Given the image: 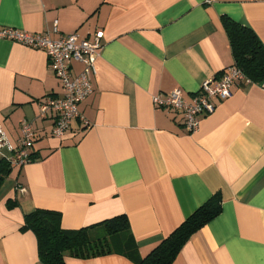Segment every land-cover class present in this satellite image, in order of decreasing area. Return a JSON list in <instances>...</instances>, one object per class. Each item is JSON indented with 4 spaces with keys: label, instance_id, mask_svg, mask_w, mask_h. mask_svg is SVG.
<instances>
[{
    "label": "crops",
    "instance_id": "1",
    "mask_svg": "<svg viewBox=\"0 0 264 264\" xmlns=\"http://www.w3.org/2000/svg\"><path fill=\"white\" fill-rule=\"evenodd\" d=\"M223 16L251 27L264 44V0H0V29L76 31L100 37L93 92L64 137L41 103L63 94L45 51L0 36V127L11 155L22 122L33 123L32 160L12 165L0 187V264H43L37 236L23 230L36 208L61 212L78 229L124 214L145 257L196 209L219 195L222 210L172 264H264V80L238 81L233 95L189 132L181 112L154 98L201 84L234 65ZM58 28L55 31V28ZM73 70L80 73L81 63ZM17 200L15 207L8 202ZM67 264H137L111 253Z\"/></svg>",
    "mask_w": 264,
    "mask_h": 264
},
{
    "label": "trees",
    "instance_id": "2",
    "mask_svg": "<svg viewBox=\"0 0 264 264\" xmlns=\"http://www.w3.org/2000/svg\"><path fill=\"white\" fill-rule=\"evenodd\" d=\"M223 24L230 38L234 65L243 70L253 82L264 80V44L256 32L229 16H223ZM12 163L5 157L0 159V187L8 178ZM219 195L194 211L183 223L162 239L145 257L134 255L129 220L121 214L99 223L78 229L61 226V212L36 208L24 217L23 230L31 229L38 240V253L43 264H67L66 257L87 259L111 253L131 256L137 264H172L190 237L222 210ZM15 207L17 200L8 202Z\"/></svg>",
    "mask_w": 264,
    "mask_h": 264
},
{
    "label": "built area",
    "instance_id": "3",
    "mask_svg": "<svg viewBox=\"0 0 264 264\" xmlns=\"http://www.w3.org/2000/svg\"><path fill=\"white\" fill-rule=\"evenodd\" d=\"M57 30L56 26L55 31ZM0 36L41 49L47 54L50 67L63 85L62 96L46 98L40 106L42 117L49 114L53 116L52 134L64 137L77 119L88 125L78 105L94 90L92 76L96 73V61L102 49L100 37L81 39L74 31L54 39L48 32L37 33L16 28L0 29ZM74 61L82 64L80 73L74 72ZM242 80L250 81L242 69L232 65L225 68L219 76L205 80L192 101L185 100L181 90L176 89L156 96L154 102L158 107L181 112L187 130L194 132L199 128L201 116L215 111L216 104L213 99L225 100L231 97L232 87ZM20 132L17 143L11 145L12 153L8 157L12 165H23L32 160V151L38 137L33 123L28 121L22 122ZM7 144L8 140L0 127V149Z\"/></svg>",
    "mask_w": 264,
    "mask_h": 264
}]
</instances>
